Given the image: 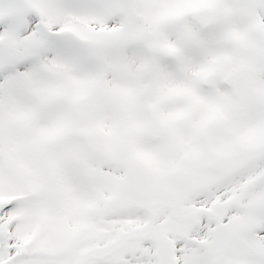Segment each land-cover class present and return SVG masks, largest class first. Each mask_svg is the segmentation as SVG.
I'll use <instances>...</instances> for the list:
<instances>
[{"label": "snow or ice", "instance_id": "1", "mask_svg": "<svg viewBox=\"0 0 264 264\" xmlns=\"http://www.w3.org/2000/svg\"><path fill=\"white\" fill-rule=\"evenodd\" d=\"M0 264H264V0H0Z\"/></svg>", "mask_w": 264, "mask_h": 264}]
</instances>
